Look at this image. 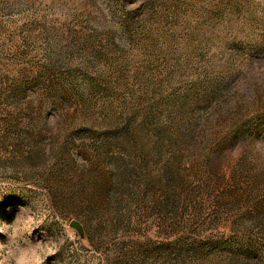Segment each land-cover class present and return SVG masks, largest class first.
<instances>
[{"label": "rangeland", "instance_id": "374dc122", "mask_svg": "<svg viewBox=\"0 0 264 264\" xmlns=\"http://www.w3.org/2000/svg\"><path fill=\"white\" fill-rule=\"evenodd\" d=\"M18 216L41 264H264V0H0Z\"/></svg>", "mask_w": 264, "mask_h": 264}, {"label": "clouds", "instance_id": "9594fccd", "mask_svg": "<svg viewBox=\"0 0 264 264\" xmlns=\"http://www.w3.org/2000/svg\"><path fill=\"white\" fill-rule=\"evenodd\" d=\"M33 221L30 217L18 216L12 225L11 233L8 236V243H0V250H4L7 245L11 247L7 250L6 259L8 264H41V257L38 249L42 246L40 242L32 243L24 233L31 234Z\"/></svg>", "mask_w": 264, "mask_h": 264}, {"label": "water", "instance_id": "95a60500", "mask_svg": "<svg viewBox=\"0 0 264 264\" xmlns=\"http://www.w3.org/2000/svg\"><path fill=\"white\" fill-rule=\"evenodd\" d=\"M71 225L78 230V232L82 233V227L79 222L73 220L71 221Z\"/></svg>", "mask_w": 264, "mask_h": 264}]
</instances>
